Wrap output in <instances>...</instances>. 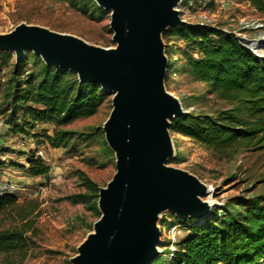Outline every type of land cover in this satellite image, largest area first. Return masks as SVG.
<instances>
[{
    "label": "rangeland",
    "instance_id": "rangeland-1",
    "mask_svg": "<svg viewBox=\"0 0 264 264\" xmlns=\"http://www.w3.org/2000/svg\"><path fill=\"white\" fill-rule=\"evenodd\" d=\"M77 2L79 8L54 0H0V34L25 23L75 36L93 46L114 48L109 27L110 13L103 9L100 12L83 0ZM175 10L179 11L180 21L186 22L187 26H210L232 33L240 41H258L264 36V12L244 0H180ZM164 32L161 33L164 54L167 64L171 65L164 78L167 92L180 101L187 113L216 116L221 111H234L236 104L222 100L211 93L207 85L191 77L184 54L194 58L200 54L180 40L175 32L169 35ZM261 50L260 58L264 59V46ZM14 62H17L15 53L0 51V101ZM111 97L109 94L91 117L78 118L61 126L37 125L32 131L38 134L34 137L5 135L2 126L11 108L6 107L5 113L0 115V132H3L2 137H8L0 144V151H4L0 153L1 164H4L0 168L3 166L8 179L16 180L19 188L12 195L15 201L0 211V232L21 229L25 231L26 240L21 253L0 251V264H71L70 259L78 253L79 246L93 233V224L101 216L97 207L98 193L96 198L93 191L86 189L84 178L95 183L99 192L115 173V154L105 142L102 130L111 111ZM54 132L68 133L63 146L53 148L45 139ZM170 136L173 153L164 164L188 172L205 184L211 193L203 201L210 197L213 205L219 207L235 197L261 196L264 199V148L257 142L260 135L250 143L240 144L228 156L207 149L188 137L173 133ZM19 152H26L28 156L34 154L49 167L48 174L31 177L22 166L17 168V162L28 166ZM38 152L44 158L37 156ZM176 155L183 161H171ZM72 197L78 198L73 200ZM174 218L178 217L169 211L157 216L160 255L166 249L173 250L174 244L187 234L186 227H179L175 236L170 235L169 229L173 227L170 223ZM178 219L183 221L181 225H189L190 218Z\"/></svg>",
    "mask_w": 264,
    "mask_h": 264
},
{
    "label": "water",
    "instance_id": "water-1",
    "mask_svg": "<svg viewBox=\"0 0 264 264\" xmlns=\"http://www.w3.org/2000/svg\"><path fill=\"white\" fill-rule=\"evenodd\" d=\"M94 2L110 13L114 48L20 23L0 34V51L15 53L17 62L31 52L44 64L70 71L79 82L97 84L112 95L102 130L115 154V173L99 189L101 216L70 263L150 264L160 256L156 250L160 213L202 220L217 207L214 204L204 214L206 185L164 164L173 153L170 121L188 113L164 87L167 57L161 33L187 24L175 10L180 0Z\"/></svg>",
    "mask_w": 264,
    "mask_h": 264
},
{
    "label": "trees",
    "instance_id": "trees-1",
    "mask_svg": "<svg viewBox=\"0 0 264 264\" xmlns=\"http://www.w3.org/2000/svg\"><path fill=\"white\" fill-rule=\"evenodd\" d=\"M54 1L68 2L75 8L80 5L77 0ZM244 1L264 12V0ZM83 3L102 12L94 0H83ZM172 32L200 54L198 58L184 54L191 77L237 108L221 111L216 116L188 113L171 120L170 133L188 137L224 156L258 135L257 142L264 148V59L243 47L234 34L210 26L169 28L164 35ZM166 54L170 56L167 51ZM169 69L168 62L166 72ZM1 97L0 115L6 107L11 108L2 126L5 135L34 137L38 134L32 131L39 124L61 126L93 116L109 94L99 85L79 82L74 73L48 66L40 57L26 51L11 65ZM67 134L54 132L45 139L51 147L58 148L64 145ZM25 153L18 154L25 157L28 166L15 163L16 167L22 166L31 177L48 174L49 167L44 162L34 154ZM171 161L180 163L183 158L176 155ZM84 186L97 198L95 183L84 178ZM14 201L12 195L0 197V211ZM189 220V225L184 226L181 219L174 218L170 225L186 227V236L174 244L176 248L162 251L150 264H264V199L261 196L231 198L207 218ZM24 233L21 229L1 231L0 251L21 253L26 247Z\"/></svg>",
    "mask_w": 264,
    "mask_h": 264
},
{
    "label": "bare ground",
    "instance_id": "bare-ground-1",
    "mask_svg": "<svg viewBox=\"0 0 264 264\" xmlns=\"http://www.w3.org/2000/svg\"><path fill=\"white\" fill-rule=\"evenodd\" d=\"M241 42L243 44H245L246 46H248L250 48V50L253 52V54L257 57L260 58L262 55V47L264 46V36L261 37V39H259L258 41H253V42H249V41H245V40H241ZM206 194L205 195H210V189L206 188ZM206 197V196H205ZM203 201V200H202ZM206 204V208H205V212L204 214H207L210 211V208L213 206V202L212 199L209 197V199L207 201H203ZM156 250L158 252L157 246H156Z\"/></svg>",
    "mask_w": 264,
    "mask_h": 264
},
{
    "label": "built area",
    "instance_id": "built-area-1",
    "mask_svg": "<svg viewBox=\"0 0 264 264\" xmlns=\"http://www.w3.org/2000/svg\"><path fill=\"white\" fill-rule=\"evenodd\" d=\"M37 156H39L41 159L44 158L41 152H38ZM18 190L19 188L16 186L15 183L10 182L7 179H0V197L5 196V195H13ZM178 231H179V226H173L169 229L170 235H173V236H175L178 233Z\"/></svg>",
    "mask_w": 264,
    "mask_h": 264
},
{
    "label": "crops",
    "instance_id": "crops-1",
    "mask_svg": "<svg viewBox=\"0 0 264 264\" xmlns=\"http://www.w3.org/2000/svg\"><path fill=\"white\" fill-rule=\"evenodd\" d=\"M3 129H4V127H3ZM3 129H2V131H3ZM4 132H5V130H4ZM1 134H0V144L2 143V141H4V140H6L8 137H2L3 136V132H0ZM17 136V135H16ZM17 147H20V146H17ZM3 158V157H2ZM0 162H3V160L1 159V157H0ZM18 164H19V162H17ZM20 164H22V163H20ZM3 166H4V164H3ZM3 166H1V168H0V171H3V172H1L2 174H0V179H7L8 181H10V182H13V181H11V180H9L8 179V174L5 172V170H3ZM2 169V170H1ZM16 179V178H15ZM15 182H16V180H15ZM14 183V182H13ZM264 262V261H263Z\"/></svg>",
    "mask_w": 264,
    "mask_h": 264
}]
</instances>
